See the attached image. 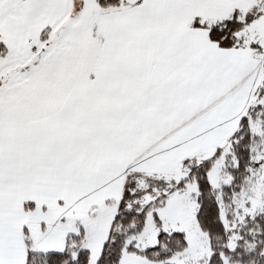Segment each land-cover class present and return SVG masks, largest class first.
<instances>
[{
    "label": "snow or ice",
    "instance_id": "6c2138e0",
    "mask_svg": "<svg viewBox=\"0 0 264 264\" xmlns=\"http://www.w3.org/2000/svg\"><path fill=\"white\" fill-rule=\"evenodd\" d=\"M0 264H264V0H0Z\"/></svg>",
    "mask_w": 264,
    "mask_h": 264
}]
</instances>
